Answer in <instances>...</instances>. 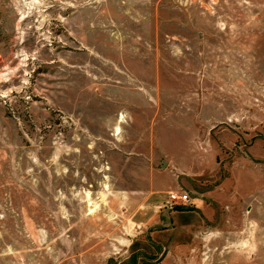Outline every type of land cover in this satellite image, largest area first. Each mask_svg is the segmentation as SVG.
Returning a JSON list of instances; mask_svg holds the SVG:
<instances>
[{"label":"rangeland","instance_id":"374dc122","mask_svg":"<svg viewBox=\"0 0 264 264\" xmlns=\"http://www.w3.org/2000/svg\"><path fill=\"white\" fill-rule=\"evenodd\" d=\"M0 264H264V0H0Z\"/></svg>","mask_w":264,"mask_h":264},{"label":"built area","instance_id":"2783aa9c","mask_svg":"<svg viewBox=\"0 0 264 264\" xmlns=\"http://www.w3.org/2000/svg\"><path fill=\"white\" fill-rule=\"evenodd\" d=\"M170 199L171 202L175 203V202H182V203H188L190 201V198L187 194H176V193H171L170 194Z\"/></svg>","mask_w":264,"mask_h":264}]
</instances>
